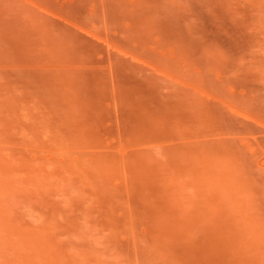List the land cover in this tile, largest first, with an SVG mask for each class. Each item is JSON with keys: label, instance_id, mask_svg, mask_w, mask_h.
<instances>
[{"label": "rangeland", "instance_id": "1", "mask_svg": "<svg viewBox=\"0 0 264 264\" xmlns=\"http://www.w3.org/2000/svg\"><path fill=\"white\" fill-rule=\"evenodd\" d=\"M0 264H264V0H0Z\"/></svg>", "mask_w": 264, "mask_h": 264}]
</instances>
